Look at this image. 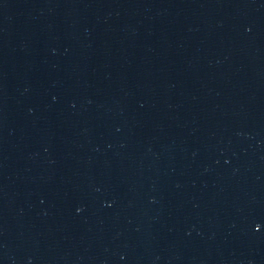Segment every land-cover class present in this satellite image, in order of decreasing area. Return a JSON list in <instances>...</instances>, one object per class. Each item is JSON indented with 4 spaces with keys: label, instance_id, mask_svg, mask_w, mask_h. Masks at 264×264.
I'll return each mask as SVG.
<instances>
[{
    "label": "water",
    "instance_id": "1",
    "mask_svg": "<svg viewBox=\"0 0 264 264\" xmlns=\"http://www.w3.org/2000/svg\"><path fill=\"white\" fill-rule=\"evenodd\" d=\"M0 264H264V0H0Z\"/></svg>",
    "mask_w": 264,
    "mask_h": 264
}]
</instances>
